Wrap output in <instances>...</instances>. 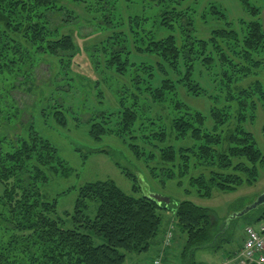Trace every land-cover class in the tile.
<instances>
[{"label": "trees", "instance_id": "obj_1", "mask_svg": "<svg viewBox=\"0 0 264 264\" xmlns=\"http://www.w3.org/2000/svg\"><path fill=\"white\" fill-rule=\"evenodd\" d=\"M125 1L127 17L115 15L119 0H0V225L12 235L0 240V264H127L128 254L149 251L164 210L174 212L176 228L185 236L184 264H203L196 252L217 246L227 230L225 224L216 231L212 209L193 200L159 204L148 195L127 194L112 179L79 188L73 227L59 217L56 199H44L41 184L48 171L68 175L71 168L35 130L23 97L41 84L42 65L57 60L61 74L71 72L78 47L63 30L80 18L71 4L103 14L114 32L103 40V49L93 46L90 57L103 50L105 65L131 81L117 92L115 118L108 111L90 116L92 136L130 135L137 159L145 156L151 165L156 159L181 185L188 178L187 195L210 199L215 192L254 186L261 178L264 153L247 125L264 111V0H239L250 19L232 18L216 1L202 9L201 0ZM202 27H208L207 34ZM133 52L153 56L154 64L134 66ZM157 73L162 80L154 86ZM251 76L256 79L245 85ZM182 95L208 99V113ZM56 107L58 123L66 125L68 109L61 100ZM261 132L264 139V121ZM90 201L98 202L94 217ZM257 211L249 225L264 218V204ZM98 237L105 241L98 243Z\"/></svg>", "mask_w": 264, "mask_h": 264}, {"label": "rangeland", "instance_id": "obj_2", "mask_svg": "<svg viewBox=\"0 0 264 264\" xmlns=\"http://www.w3.org/2000/svg\"><path fill=\"white\" fill-rule=\"evenodd\" d=\"M210 1L221 3L234 19H250L239 0H201L200 9ZM126 3L124 0L117 2L115 15L122 13L123 17L128 16L129 10L126 8ZM95 5L93 4L92 7ZM71 7L74 10L72 14L80 17L74 19L75 21L78 20L77 23L63 30V32L74 36L78 47V55L74 59L71 72L68 77L61 74L57 60V63L53 62L50 67L42 65L44 71L42 72L41 84H38L33 94L23 97L24 105L22 107H25V112L32 119L35 130L58 148L60 156L66 160L67 166L71 168L68 175L48 171L49 179L41 184L44 199L57 200L58 215L67 227L74 225L72 215L79 196V188L89 181L112 179L124 192L135 196L156 194L169 199L172 198L174 201L193 200L198 205L212 209L216 231L225 224L227 228L217 246L197 251L196 260L203 261V264H227L226 262L233 254L232 251L240 247L242 243L244 225L250 222L253 214L258 212V208L243 216L228 218L232 213L250 205L252 201L254 202L264 193V167L261 169L260 180L254 186H244L232 193L215 192L210 199L200 198L194 193L186 194V189L191 187L187 177L182 178L183 184L181 185L179 177L169 178L168 173L170 171L166 169V166L158 164L156 159L153 160L152 165L145 162V156L142 157V160L137 159L129 147V144L134 141L130 135L107 134L98 139L92 136L90 116L97 111H108V115L114 114L111 116L115 118L116 112L120 108L117 92L123 91L127 85L131 84V81L130 75H120L114 70L115 68H109L105 65L103 50L100 51L99 57H90V53L94 50L93 46L97 45L96 47H98L100 45L98 50L103 49L102 43L107 42L103 40H106L114 32L111 26H108L104 21L103 14L96 13L94 15L91 13V9L88 10V7L85 8L83 5L71 4ZM146 14L150 16L148 12ZM261 18L264 23V11ZM114 21H116L115 18ZM207 28L202 27L204 33L208 31ZM101 57L100 65L92 62V59L94 62H99ZM131 60L135 62L134 66L140 67L145 62L154 64L155 58L147 53L133 52ZM157 76V79L151 80V84L154 86L162 80L159 73ZM255 79V76H251L244 81V84L246 85ZM205 86L210 90L213 88L211 84L206 85L205 83ZM182 93H185L183 89ZM182 98L192 107L208 113L210 107L208 99H198L185 95H182ZM57 100H61L68 109L66 125L57 121L59 116L56 107ZM263 121L264 111L260 110L257 122L247 125V127L254 132L257 146L264 153V139L261 132ZM100 150H106L108 154ZM61 168L59 167V169ZM124 171L131 172L136 178H129ZM153 172L156 175H153ZM136 185L137 188H135ZM89 205V214L94 217L98 202L90 201ZM162 223L164 222L162 221ZM162 226L163 224H161V228ZM10 235L6 225H0V240L6 241ZM182 236L184 239L179 241L180 246L178 249L175 248L179 252L180 264L186 262L182 257L186 242L185 236L183 234ZM104 241V237L97 238L98 243ZM151 252L139 255L142 256L141 260L150 256ZM229 254H231L230 257H228ZM127 264L133 263L128 259Z\"/></svg>", "mask_w": 264, "mask_h": 264}, {"label": "built area", "instance_id": "obj_3", "mask_svg": "<svg viewBox=\"0 0 264 264\" xmlns=\"http://www.w3.org/2000/svg\"><path fill=\"white\" fill-rule=\"evenodd\" d=\"M172 232L167 235L166 242L170 243ZM151 264H163L156 258ZM227 264H264V218L256 225L245 227V237L240 251L227 261Z\"/></svg>", "mask_w": 264, "mask_h": 264}, {"label": "crops", "instance_id": "obj_4", "mask_svg": "<svg viewBox=\"0 0 264 264\" xmlns=\"http://www.w3.org/2000/svg\"><path fill=\"white\" fill-rule=\"evenodd\" d=\"M162 213H163L164 223H162L163 226L160 230L161 232H159L160 234L156 237V240L151 246V248L149 249V251L146 252V253H150V251H152L150 256H147L141 260L142 256H139L141 254H130V256H127V260L129 259L133 264H137L139 262H141L140 264H150L151 260L154 257L162 255V254L167 264H180L179 252L175 248L177 247L178 249V247L181 244L179 243V241L183 240L184 238L182 236V233H179L180 231L176 228V223H175L174 225L175 236H174L173 242L168 247L164 245V239H165L166 232L169 229H172L171 224H173L172 222H175V218H174L173 212L169 210H164ZM238 250H239V247L233 250L232 252L236 253ZM199 262L203 263V261H199Z\"/></svg>", "mask_w": 264, "mask_h": 264}, {"label": "water", "instance_id": "obj_5", "mask_svg": "<svg viewBox=\"0 0 264 264\" xmlns=\"http://www.w3.org/2000/svg\"><path fill=\"white\" fill-rule=\"evenodd\" d=\"M149 197L158 201L159 204H162V203L167 202V201L169 202V199L165 196H162V195L153 194L152 196H149ZM263 204H264V193L262 195H260L252 204L246 206L241 212L234 214L232 216V218L236 217V216H243L247 212H249L255 208H258L259 206H261Z\"/></svg>", "mask_w": 264, "mask_h": 264}]
</instances>
